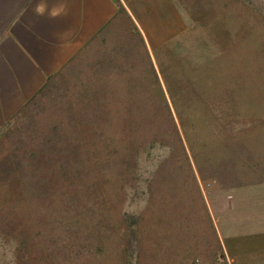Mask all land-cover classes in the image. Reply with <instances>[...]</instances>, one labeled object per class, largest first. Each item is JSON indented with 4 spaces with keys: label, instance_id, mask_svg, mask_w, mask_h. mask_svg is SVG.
Instances as JSON below:
<instances>
[{
    "label": "rangeland",
    "instance_id": "obj_1",
    "mask_svg": "<svg viewBox=\"0 0 264 264\" xmlns=\"http://www.w3.org/2000/svg\"><path fill=\"white\" fill-rule=\"evenodd\" d=\"M176 1L184 33L119 13L0 131V264H264V190L216 211L264 184V0Z\"/></svg>",
    "mask_w": 264,
    "mask_h": 264
},
{
    "label": "crops",
    "instance_id": "obj_2",
    "mask_svg": "<svg viewBox=\"0 0 264 264\" xmlns=\"http://www.w3.org/2000/svg\"><path fill=\"white\" fill-rule=\"evenodd\" d=\"M65 17L49 20L33 13L36 0H0V131L86 47L108 28L118 14L127 11L153 46L186 31L185 16L176 0H64ZM164 18V19H163ZM229 194L225 218L227 232L234 227L227 214L232 206L248 210L252 195L259 218L262 183H238L220 187ZM227 210V211H226ZM229 219L227 221V218ZM220 218V219H219Z\"/></svg>",
    "mask_w": 264,
    "mask_h": 264
},
{
    "label": "clouds",
    "instance_id": "obj_3",
    "mask_svg": "<svg viewBox=\"0 0 264 264\" xmlns=\"http://www.w3.org/2000/svg\"><path fill=\"white\" fill-rule=\"evenodd\" d=\"M33 13L38 17L56 20L67 16L68 7L64 0H36Z\"/></svg>",
    "mask_w": 264,
    "mask_h": 264
}]
</instances>
